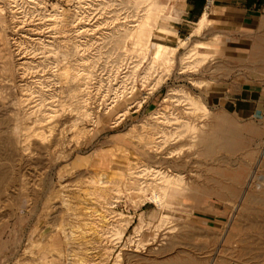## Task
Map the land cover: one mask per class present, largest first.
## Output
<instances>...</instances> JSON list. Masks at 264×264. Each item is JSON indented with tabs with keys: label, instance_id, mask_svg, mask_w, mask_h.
Returning a JSON list of instances; mask_svg holds the SVG:
<instances>
[{
	"label": "rangeland",
	"instance_id": "rangeland-1",
	"mask_svg": "<svg viewBox=\"0 0 264 264\" xmlns=\"http://www.w3.org/2000/svg\"><path fill=\"white\" fill-rule=\"evenodd\" d=\"M183 5L0 0V264H264V21Z\"/></svg>",
	"mask_w": 264,
	"mask_h": 264
},
{
	"label": "crops",
	"instance_id": "crops-1",
	"mask_svg": "<svg viewBox=\"0 0 264 264\" xmlns=\"http://www.w3.org/2000/svg\"><path fill=\"white\" fill-rule=\"evenodd\" d=\"M184 10L187 19L186 23L196 22L199 29V22L203 15L208 12L204 10L209 7L225 8L228 10L236 11L241 17L243 24L242 27L247 29L251 35L259 34L260 26L264 21V0H183ZM252 96L253 104L258 108L264 107V88L261 90H241L242 99Z\"/></svg>",
	"mask_w": 264,
	"mask_h": 264
},
{
	"label": "bare ground",
	"instance_id": "bare-ground-1",
	"mask_svg": "<svg viewBox=\"0 0 264 264\" xmlns=\"http://www.w3.org/2000/svg\"><path fill=\"white\" fill-rule=\"evenodd\" d=\"M161 9V8H160ZM150 11H152V10H150ZM162 11V10H161ZM146 12V11H145ZM152 13H153V11H152ZM156 14V13H155ZM155 14H154V16H155ZM157 15V14H156ZM148 17H150V16H148L147 15V18ZM156 17V16H155ZM147 18L145 17L144 18V21H147ZM149 19H151V18H149ZM155 20V19H154ZM206 20H207V13H205L204 15H203V17L201 18V20H200V22H199V29H201L203 26H204V24H205V22H206ZM148 21H150V20H148ZM148 21H147V25H149V23H148ZM142 23V22H141ZM144 23V22H143ZM151 24V23H150ZM147 28H148V26H146ZM153 27V26H152ZM150 28V27H149ZM149 30H151V29H149ZM145 32H147V30L145 31ZM151 32V31H150ZM142 34V33H141ZM130 36V35H129ZM132 37V36H131ZM130 37V38H131ZM137 37V36H136ZM143 37V36H142ZM140 38V37H139ZM149 38H151V37H149ZM136 39L134 38V41H135ZM138 40V39H137ZM150 40V39H149ZM133 41V40H132ZM141 42V41H140ZM148 42V41H147ZM136 43H137V41H136ZM141 44H143V43H141ZM133 45V44H132ZM144 45H145V43H144ZM202 45V44H201ZM135 46V45H134ZM138 46H140V44L138 45ZM143 46V45H142ZM147 46V45H146ZM174 47V46H173ZM196 47H197V45H196ZM200 46L198 45V48H199ZM133 48H135L136 49V46L135 47H133L132 46V49ZM147 48V47H146ZM172 48V47H171ZM168 45H166V44H164L163 42H158L157 43V45H156V48H155V51H154V57H155V59L156 58H159V57H161L162 58V56H164L165 54H167L168 53V51L170 52V49H171ZM135 49H133V51L135 50ZM139 49H142V48H139ZM193 50H194V48H193ZM139 51V50H138ZM142 51H144V50H142ZM146 51V50H145ZM148 51V50H147ZM173 51V50H172ZM197 51V50H196ZM189 52V51H188ZM139 53V52H138ZM201 54V53H200ZM145 55V54H144ZM143 55V56H144ZM168 55V54H167ZM167 55L165 56V57H167ZM168 56H170V55H168ZM193 56V55H192ZM191 56V57H192ZM205 56V55H204ZM207 56H208V54H207ZM200 57V56H199ZM169 57H167V59H168ZM206 58V57H205ZM165 59V58H164ZM193 59H194V57H193ZM170 60V59H169ZM191 60H192V58H191ZM205 60V59H204ZM153 61V60H152ZM153 63V62H152ZM156 63V62H155ZM166 63V62H165ZM168 63V62H167ZM194 64V63H193ZM188 98V97H187ZM190 100V99H189ZM193 102V101H192ZM192 102L190 103V104H192ZM195 102V101H194ZM197 103V102H196ZM195 104V103H194ZM196 108H197V106H195ZM199 107V106H198ZM203 108V107H202ZM198 109V108H197ZM122 114V113H121ZM123 114H124V111H123ZM122 114V115H123ZM193 126V125H192ZM191 126V127H192ZM194 127V126H193ZM192 127V128H193ZM195 128H196V126H195ZM194 128V129H195ZM163 136V135H162ZM167 136V135H166ZM152 141V140H151ZM159 147V146H158ZM171 155V154H170ZM159 170V169H158ZM163 170V169H162ZM164 171V170H163ZM224 173V172H223ZM179 177V176H178ZM218 177V176H217ZM222 178V177H221ZM164 179V178H163ZM162 178H161V180H163ZM170 179V177L167 179V180H169ZM172 179H175V178H172ZM251 179V178H250ZM102 180H103V178H102ZM101 182V181H100ZM165 183V182H164ZM230 183V182H229ZM170 184V183H169ZM247 184V183H246ZM233 185H234V183H233ZM227 187V186H226ZM247 187V186H246ZM233 188H234V186H233ZM245 189V188H244ZM166 191V190H165ZM167 192V191H166ZM246 192V191H245ZM225 193V192H224ZM158 195V194H157ZM157 195H155L154 194V198H156L157 199ZM152 197V196H151ZM160 197H164V196H160ZM150 198V197H149ZM153 197L152 198H150V199H154ZM159 198V197H158ZM160 199H162V198H160ZM164 199V198H163ZM124 228V227H123ZM117 229V228H116ZM124 230V229H123ZM114 233H116V232H114ZM113 233V234H114ZM117 234H119L120 236L123 234V231H121V230H117ZM116 235V234H115ZM114 236V235H113ZM117 236V235H116ZM191 257V256H190ZM179 258V257H178ZM183 264V263H182Z\"/></svg>",
	"mask_w": 264,
	"mask_h": 264
}]
</instances>
